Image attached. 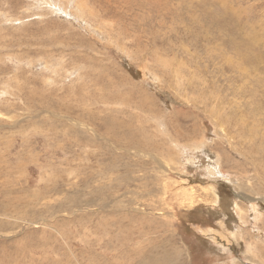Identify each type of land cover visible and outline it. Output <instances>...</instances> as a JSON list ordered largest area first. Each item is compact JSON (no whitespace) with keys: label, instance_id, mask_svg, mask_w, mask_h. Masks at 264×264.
I'll return each instance as SVG.
<instances>
[{"label":"rangeland","instance_id":"1","mask_svg":"<svg viewBox=\"0 0 264 264\" xmlns=\"http://www.w3.org/2000/svg\"><path fill=\"white\" fill-rule=\"evenodd\" d=\"M0 174V264H264V0H0Z\"/></svg>","mask_w":264,"mask_h":264},{"label":"bare ground","instance_id":"2","mask_svg":"<svg viewBox=\"0 0 264 264\" xmlns=\"http://www.w3.org/2000/svg\"><path fill=\"white\" fill-rule=\"evenodd\" d=\"M116 146H121L120 142L114 141ZM124 147H127L128 149L134 147L133 145H129L128 143L123 145ZM160 169L163 170V165L160 163ZM25 171V170H24ZM16 172V171H15ZM164 172V170H163ZM27 173V172H26ZM1 175V174H0ZM12 175V174H11ZM46 175V174H45ZM76 177V176H75ZM78 179V178H77ZM2 179L0 178V184H3V181H1ZM241 180V179H240ZM28 183V182H27ZM262 183V182H261ZM30 186V185H29ZM15 187V186H14ZM13 191V190H12ZM57 191V190H56ZM35 194V192H33ZM5 192L3 194V196H0V230H4V224L2 221H6L7 219H12L16 222H20L23 223L24 222V215L26 213V210L28 208H32V207H36L40 204H42V201L48 200L49 196L48 194H39L36 195L35 194V199L31 200V201H19L16 199H6V197H4ZM245 200L248 201V203L250 204V207L253 209V211L256 209L255 205L252 203L254 201V199H250V198H246ZM262 202L264 203V199H261ZM49 201V200H48ZM50 204V203H49ZM79 207V206H78ZM33 208V209H34ZM131 210L133 212H137L139 213L140 211L137 209V206H133L131 208ZM34 211V210H33ZM256 211V210H255ZM54 212V211H53ZM23 213V214H22ZM32 213V212H30ZM50 214H54V213H50ZM259 215V214H258ZM35 217V216H34ZM46 218V217H45ZM45 218H39L40 222L37 221L38 223L42 224V225H46L47 224V220ZM255 222V221H254ZM35 224V223H32ZM10 225V224H9ZM15 226V225H14ZM7 228V227H6ZM12 229V228H11ZM250 251V247H248V252ZM157 261V260H156ZM159 262V261H157ZM151 263V262H150ZM153 263V262H152ZM156 263V262H155ZM159 264V263H158Z\"/></svg>","mask_w":264,"mask_h":264},{"label":"water","instance_id":"3","mask_svg":"<svg viewBox=\"0 0 264 264\" xmlns=\"http://www.w3.org/2000/svg\"><path fill=\"white\" fill-rule=\"evenodd\" d=\"M235 196H238V195H235Z\"/></svg>","mask_w":264,"mask_h":264}]
</instances>
